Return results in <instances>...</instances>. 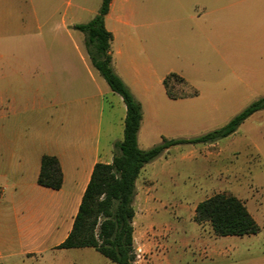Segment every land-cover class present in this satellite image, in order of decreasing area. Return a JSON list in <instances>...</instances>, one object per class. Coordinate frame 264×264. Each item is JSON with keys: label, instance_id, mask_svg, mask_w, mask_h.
<instances>
[{"label": "rangeland", "instance_id": "374dc122", "mask_svg": "<svg viewBox=\"0 0 264 264\" xmlns=\"http://www.w3.org/2000/svg\"><path fill=\"white\" fill-rule=\"evenodd\" d=\"M239 1L131 0L134 13L128 28L147 36V49L136 48L143 77L152 88L153 99L146 106L158 115L150 125L170 139H191L222 128L264 97V14L253 19L257 1ZM260 2L257 8L264 7V0ZM101 3L89 1L98 8ZM221 7L227 10L218 11ZM245 7L250 16L241 11ZM192 23L193 40L188 36ZM170 71L188 76L200 94L180 103L162 93L159 77ZM28 82L18 86L26 90L2 101L1 141H31V75ZM171 88L181 95L192 92L175 80ZM173 148L155 160L156 180L140 179L137 184L136 264H264V110L228 138ZM219 193L240 199L261 231L219 237L209 223L196 222V206ZM70 255L79 264H115L94 249L88 255Z\"/></svg>", "mask_w": 264, "mask_h": 264}, {"label": "crops", "instance_id": "0c3cea01", "mask_svg": "<svg viewBox=\"0 0 264 264\" xmlns=\"http://www.w3.org/2000/svg\"><path fill=\"white\" fill-rule=\"evenodd\" d=\"M89 1L0 0V107L5 96L26 90L18 86L28 84L31 75V141L0 140V264H79L70 254H91L92 248L57 247L72 231L95 165L112 163L114 145L124 138L127 109L93 66L85 35L74 28L98 14L100 8ZM247 1L254 0L237 4ZM255 1V5L263 3ZM130 4L131 0H112L105 26L113 35L114 70L142 104L138 145L147 150L170 138L150 125L158 115L146 106V100L153 99L152 88L143 77L136 48L147 49V36L128 28L134 13ZM255 5L253 19L264 14V7ZM241 11L250 16V9ZM256 27L261 29L259 24ZM188 36L193 40V23ZM171 73L176 72L159 77L162 93L167 94L164 79ZM185 77L199 95L193 80ZM0 127L2 131L4 126ZM45 155L60 162L63 185L59 190L38 184ZM155 164L143 168L137 184L140 179L156 180Z\"/></svg>", "mask_w": 264, "mask_h": 264}, {"label": "trees", "instance_id": "16d2710c", "mask_svg": "<svg viewBox=\"0 0 264 264\" xmlns=\"http://www.w3.org/2000/svg\"><path fill=\"white\" fill-rule=\"evenodd\" d=\"M112 0H102L98 14L89 22L74 26L85 35V46L91 62L111 90L122 97L126 106L124 138L114 145L110 164L98 163L84 194L71 233L58 249L92 248L115 264H136L134 245V201L137 180L147 165L173 147L193 144L207 145L235 134L240 126L255 113L264 110V97L255 100L234 116L225 126L191 139H167L150 149L138 145V133L143 119L142 104L115 72L111 54L113 35L105 26ZM171 80L185 86L189 83L176 73L164 79L167 95L173 100L194 97L176 94ZM38 184L59 190L63 185V172L57 157L45 155L41 161ZM194 219L209 223L219 237H244L258 234L261 227L245 204L235 196L215 194L200 202L195 208Z\"/></svg>", "mask_w": 264, "mask_h": 264}, {"label": "built area", "instance_id": "2783aa9c", "mask_svg": "<svg viewBox=\"0 0 264 264\" xmlns=\"http://www.w3.org/2000/svg\"><path fill=\"white\" fill-rule=\"evenodd\" d=\"M137 257H138V255H137Z\"/></svg>", "mask_w": 264, "mask_h": 264}]
</instances>
